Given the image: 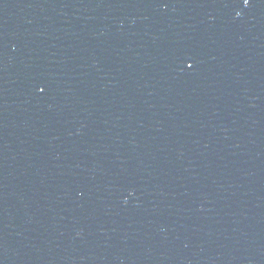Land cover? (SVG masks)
I'll return each instance as SVG.
<instances>
[{"label":"water","instance_id":"water-1","mask_svg":"<svg viewBox=\"0 0 264 264\" xmlns=\"http://www.w3.org/2000/svg\"><path fill=\"white\" fill-rule=\"evenodd\" d=\"M0 264H264V0H0Z\"/></svg>","mask_w":264,"mask_h":264},{"label":"snow or ice","instance_id":"snow-or-ice-1","mask_svg":"<svg viewBox=\"0 0 264 264\" xmlns=\"http://www.w3.org/2000/svg\"><path fill=\"white\" fill-rule=\"evenodd\" d=\"M248 2V0H245V3H247ZM189 67H191V65H189ZM44 89H41V91H43Z\"/></svg>","mask_w":264,"mask_h":264}]
</instances>
